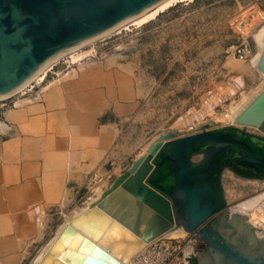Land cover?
I'll return each mask as SVG.
<instances>
[{
	"label": "water",
	"instance_id": "1",
	"mask_svg": "<svg viewBox=\"0 0 264 264\" xmlns=\"http://www.w3.org/2000/svg\"><path fill=\"white\" fill-rule=\"evenodd\" d=\"M163 1L0 0V100ZM258 67L264 73V50ZM237 123L161 133L97 203L66 224L39 264H121L120 255L180 227L201 242L198 264H264V237L248 215L231 213L224 185L226 170L237 167L264 178V90Z\"/></svg>",
	"mask_w": 264,
	"mask_h": 264
},
{
	"label": "rangeland",
	"instance_id": "2",
	"mask_svg": "<svg viewBox=\"0 0 264 264\" xmlns=\"http://www.w3.org/2000/svg\"><path fill=\"white\" fill-rule=\"evenodd\" d=\"M263 26L264 0H180L148 21L98 39L50 70L48 75L53 77L81 59L118 56L133 63L143 83L144 97L129 104L123 117L130 145L137 150L122 164L106 165L94 189L110 187L159 133L189 134L204 124L229 125L232 107L264 88V76L254 66L260 49L255 35ZM37 84L27 92L41 90L43 81ZM12 102H0V109ZM224 185L231 213L249 216L235 206L264 188V178L226 170ZM94 193L84 188L67 208L51 211L50 240ZM251 221L257 235L264 237V225Z\"/></svg>",
	"mask_w": 264,
	"mask_h": 264
},
{
	"label": "crops",
	"instance_id": "3",
	"mask_svg": "<svg viewBox=\"0 0 264 264\" xmlns=\"http://www.w3.org/2000/svg\"><path fill=\"white\" fill-rule=\"evenodd\" d=\"M43 83L37 98L29 91L0 109V264H36L51 211L71 205L93 172L137 150L123 117L145 91L129 60L81 59Z\"/></svg>",
	"mask_w": 264,
	"mask_h": 264
},
{
	"label": "bare ground",
	"instance_id": "4",
	"mask_svg": "<svg viewBox=\"0 0 264 264\" xmlns=\"http://www.w3.org/2000/svg\"><path fill=\"white\" fill-rule=\"evenodd\" d=\"M180 0H164L163 2H161L160 4H158L157 6H155L154 8H152L151 10H149L148 12L144 13L143 15L133 19L132 21L118 27L117 29L103 35L102 37L98 38V39H103L115 32H118L120 31L121 29L123 28H126L128 27L130 24H134V23H141V22H145V21H148L154 17H156L160 12H162L163 10H165L166 8H168L169 6L173 5L174 3L178 2ZM256 37V40L259 44V51L258 53L256 54L255 58H254V66L262 73V75L264 76V73L259 69L258 67V61L260 59V56L264 50V26L257 32V34L255 35ZM98 39L86 44V45H83L71 52H68L67 54L61 56L60 58L56 59L55 61H53L51 64H49L40 74H38L33 81H31L28 85H26L25 87H23L21 90H19L17 93H15L16 95H19V94H23L25 92H27V90L31 89L32 87H34L35 84L37 83H40L42 81L45 80V78L47 77L48 73L50 70L54 69L57 65H59L64 59L68 58V57H71V56H74L75 54H77L78 52H80L82 50V48L90 45L91 43L97 41ZM264 88L261 90H255L253 91L252 93H250L249 95H247L245 98H243V100L241 102H239L236 106H233L232 107V112L231 114H229V116L231 117V121H230V124H235V125H239V126H242L241 124H238L237 123V119L239 117V115L242 113V111L244 109H246V107L256 98V96L258 94L261 93V91H263ZM15 95V96H16ZM14 97V96H12ZM8 98H11V97H7L5 99H2L0 101H5L6 99ZM248 127H255L257 128L256 126H248ZM166 132V131H165ZM163 133V132H162ZM161 133H159L158 135L155 136L154 139H152L150 141V143L148 144L147 148H146V151L144 153L147 152L150 144L152 143V141H154L155 139H157L159 137ZM143 153V154H144ZM141 154V155H143ZM138 158V157H137ZM112 185V184H111ZM110 188V187H108ZM107 188V189H108ZM103 187H97L94 189V195L96 196H91L89 198L88 201L85 202V206L83 207H80L78 209H76L75 211H73L68 217L67 221L63 224H61L56 232V234L54 235V237L45 245V247L43 248V250L41 251V253L39 254V257L37 258V263L36 264H39L40 261L42 260V258L44 257L45 253L48 251V249L53 245V243L56 241L57 237L60 235L61 231L64 229V227L66 226V224L71 221L72 219H74L77 215L83 213L84 211L88 210L94 203H97L103 196V194L105 193V191L107 190ZM260 208V207H259ZM253 213V216H252V220L255 221L256 223H259V219H255L256 218V211L255 209H251L249 208V213ZM248 214V213H247ZM264 225V223H263ZM188 234V231H186V229H184L183 227H180V228H175L169 232H167L166 234L162 235V236H169V237H183V236H186ZM161 237V236H160ZM159 238V237H158ZM157 239V238H156ZM155 240V239H154ZM153 241V240H151ZM151 241H148L146 243H144L141 247L137 248L136 250H131L129 253H127L126 255H120L121 256V264H132V261L134 259V257L140 252L142 251Z\"/></svg>",
	"mask_w": 264,
	"mask_h": 264
},
{
	"label": "built area",
	"instance_id": "5",
	"mask_svg": "<svg viewBox=\"0 0 264 264\" xmlns=\"http://www.w3.org/2000/svg\"><path fill=\"white\" fill-rule=\"evenodd\" d=\"M237 51L242 53L243 49L239 48ZM37 85L38 84H35L34 87H32V90ZM40 91L41 90L36 92L35 98L39 96ZM12 99L13 97L0 102L7 104L8 101ZM100 171L101 170L98 169L90 175L86 188L89 190L93 189L94 191V185L97 183V179L101 178ZM100 180H102V178ZM235 207L245 210L250 218H252L253 213L252 211L249 213V208L257 210L255 219H259L260 226H263L264 188L257 191L246 200L238 202ZM195 234L196 232H188V234L183 237L161 236L151 241L142 251H140L134 257L132 264H188L189 260L198 252L197 244H201L199 238L194 236Z\"/></svg>",
	"mask_w": 264,
	"mask_h": 264
},
{
	"label": "flooded vegetation",
	"instance_id": "6",
	"mask_svg": "<svg viewBox=\"0 0 264 264\" xmlns=\"http://www.w3.org/2000/svg\"><path fill=\"white\" fill-rule=\"evenodd\" d=\"M237 173L238 174H240V175H242V176H247V177H256L253 173L252 174H243L242 172H240V170H239V168L237 167ZM239 214V213H238ZM241 217H243L244 215H240ZM246 217V216H245ZM246 219L248 220V221H250L251 223H253L252 221H251V219L250 218H248V217H246ZM254 224V223H253ZM196 259V254L192 257V259H191V262H190V264H193V259ZM196 261H197V259H196ZM198 264V263H197Z\"/></svg>",
	"mask_w": 264,
	"mask_h": 264
},
{
	"label": "trees",
	"instance_id": "7",
	"mask_svg": "<svg viewBox=\"0 0 264 264\" xmlns=\"http://www.w3.org/2000/svg\"><path fill=\"white\" fill-rule=\"evenodd\" d=\"M238 168H239V167H238ZM239 170H240V172H242L243 174H252L251 172L245 171V170H243V169H241V168H239ZM193 264H197V261H196L195 258L193 259Z\"/></svg>",
	"mask_w": 264,
	"mask_h": 264
}]
</instances>
